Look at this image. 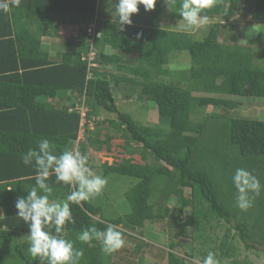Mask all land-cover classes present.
Wrapping results in <instances>:
<instances>
[{
  "label": "trees",
  "instance_id": "obj_1",
  "mask_svg": "<svg viewBox=\"0 0 264 264\" xmlns=\"http://www.w3.org/2000/svg\"><path fill=\"white\" fill-rule=\"evenodd\" d=\"M243 1L246 0H215L214 6L202 15L208 19L220 16L221 21L213 22L201 40L190 31L159 27L155 17H159L160 3L156 1L151 12L144 13L145 21L125 26L123 31L106 20L102 31L95 29L101 34L95 35L92 44L88 41L87 26L79 28L77 34L67 38L66 49L54 61L42 49L43 34L30 32L24 24L33 20L35 0H21L19 7L10 6L8 12L0 10V259L2 246L6 244L13 247L21 264H41L30 255L28 241L21 244L16 241L18 235L28 234L29 229L17 217L15 202L35 185L36 175L34 167L21 162L22 154L36 148L41 139H48L57 155L65 149L83 153L87 145L94 150H101L103 145L110 149L113 129L124 138L128 153L140 150L144 163L134 162L130 156L119 163L103 162L100 166L104 174L118 173L136 179L125 192L130 204L128 212L110 219L102 215L96 218L101 207L87 201L79 206L70 204L74 222H66L63 236L73 241L75 248L83 249L79 264H122L111 262V254L102 251L99 241H79L77 237L84 229L95 226L103 231L111 224L123 234L124 230L117 225L136 230L142 228L145 220L158 230L174 228L172 237L176 239L188 237L189 231L199 236L204 232L203 221L210 218L217 222L212 223L211 230L223 221L227 223L223 226L224 234L219 242L212 241L214 246L210 249L219 248L225 255H230L227 238L234 236L247 248L264 245V233H261L264 185L252 200V206L241 211L236 207L237 193L231 179L237 168L264 179V119L225 116L218 112H209L200 121L192 119L209 104L224 105L228 110L237 106L233 100L200 96L195 91L264 98V69L252 65L250 50L218 38L220 27H226L241 12ZM79 2L86 17L83 19L89 23L96 12V0ZM250 17L264 22V0H255ZM106 44L114 51L105 52ZM91 46L96 52L95 62L114 68L89 66ZM182 50L188 51L192 58L189 75L183 73L184 80L158 78L171 76L172 71L165 65L172 52ZM134 55L137 65L130 64ZM117 95L126 100L137 95L136 99L143 105L145 101L155 103L159 117L168 122L167 128L138 123L119 109ZM80 105L85 107L87 119L104 113L116 114L115 118L106 116L103 121L94 119L95 125L107 122L108 130L103 138L99 127L90 128L86 123L84 137L78 139L81 114L76 107ZM222 116L227 118L224 128L228 144L237 151L233 160L227 158V153L212 150L214 147L216 150L215 137L219 132L211 126H216ZM207 157L217 161L222 172L205 169ZM89 165L96 168L90 161ZM48 183L53 188L50 196L53 202L65 199L74 190L72 186L57 183L55 175L48 178ZM185 188L189 189L188 195ZM254 233L258 234L255 235L259 236L258 241L251 240ZM176 244L171 242L169 250L160 248L161 255H166V264H187L185 257L173 250ZM135 246L138 253L151 245L138 239ZM185 252L193 261V249ZM193 264L199 263L194 260Z\"/></svg>",
  "mask_w": 264,
  "mask_h": 264
},
{
  "label": "rangeland",
  "instance_id": "obj_2",
  "mask_svg": "<svg viewBox=\"0 0 264 264\" xmlns=\"http://www.w3.org/2000/svg\"><path fill=\"white\" fill-rule=\"evenodd\" d=\"M156 1L157 3H164L168 8V11H164V13L167 12L169 16L167 14L163 15L162 21L164 24H161V27H172L174 28V30L183 29V21L178 14L181 0H176L175 4L169 6L166 4L165 0ZM114 3L115 0H103L102 4L104 5H102V8L99 7L98 16L102 18L110 15L108 16V19L112 17L111 11L114 10ZM254 3L255 0L243 1V3L241 4V12L234 16L233 19L229 21L226 27H220L218 38L221 42H225L226 44H239L241 45V48L250 50V61L252 65L264 69V22L253 20L250 17V14L254 8ZM147 12H151V10L145 11L143 5H140L138 13L132 15V21H134L136 24L142 23L143 20L145 21L147 19L143 18V16H145L144 13ZM160 17L161 16L155 17L157 23L158 21H160ZM215 21H221L220 16L208 19V23L204 29L193 31L192 33H194V38H196L197 40L203 39L210 31L211 24H213V22ZM26 26L30 32H32L31 30H35L33 27V20H28ZM70 38L71 36L69 35V39ZM57 49H61V52H64V50L66 49V47L64 46V42H62L61 48ZM106 51L107 53H110L113 51V49H107ZM135 57L138 61L137 56ZM137 61H132L130 62V64L135 65ZM95 63V66H100L105 70L114 68L111 65H106L99 62ZM192 65V58L188 51H174L170 54L169 63L165 65L169 68L170 71H172L170 73L171 76H159L158 78H162L165 81L170 80L171 77L174 80H184L185 75L183 73L189 75V70ZM193 93L200 96L209 95L221 97L224 99H230L237 103V106L230 110L226 109L224 105L213 106L209 104L208 106H205L199 114L194 116L192 118L193 120L200 121L209 112H218V114L225 116L231 115L245 118L264 119V98L233 96L226 93H205L197 91ZM117 96V105L119 109L127 112L138 123L145 125H158L162 128H167L168 122L166 119L159 117L155 103L151 101H145L143 102L144 105L140 104L138 99H136L137 95H134V97L130 100H126L119 95ZM72 101H75L73 97L71 98V102ZM106 116L115 118L116 114L104 113V115H94L93 119L100 118V120L103 121L105 120ZM225 116L218 118L219 121L216 122V126H211L212 129H215L219 132V134L215 137L216 150L215 147L212 150L219 151L220 154L227 153V158L229 160H233L237 158V151L232 147V145L228 144V138L226 135V130L224 128L227 121V118ZM91 127H99V129L101 130L100 138H103L104 133L108 130L107 122L105 121L103 123H96V125L93 122L91 124ZM113 130H111V133H114V138L111 139L109 143L110 149H106L105 145H103L101 150H94L92 147L87 145L86 151L81 153L83 155H87L91 164L96 166V168L92 169L93 173L103 176L107 181L101 194L87 201L88 203L101 207L99 214L95 216L96 218H99L102 215L104 219H110L128 212V210L130 209V204L127 201L125 192L131 187L133 183L136 182V179L130 176L119 175L118 173L104 174V170L100 167L101 164L103 162H108L109 164L119 163L122 161V159L129 158L130 156L132 157V160L134 162L144 163L140 150L138 149L139 151L128 153L124 148V138L121 136L120 132H115ZM84 133L85 129L81 128L78 133V137L81 136L80 140H82V138L84 137ZM204 164L205 169L207 170L222 172L219 163L217 161L215 162V160L210 157H207L205 159ZM257 178L259 181H261V186L262 184L264 185V179H262L260 176H258ZM162 188L163 186L161 187V190ZM184 193L188 195L189 189L185 188ZM173 198L175 197L173 196ZM62 200L64 199H59V201ZM167 203L172 206L171 202L168 201ZM173 213L174 211H169V216L172 217ZM212 223L213 225H215V223H217L216 219L210 218L208 219V221H203L201 228L204 230V232L200 233L199 236L196 234H192V232L189 231L188 234H190L191 236L194 235V238L188 235V237H178L177 239L175 237H172L174 236V233L176 231L174 230V228L169 227L167 228V230H158L154 227L153 224H150L148 220L144 221L142 228H138L136 230L130 229L128 227L124 228L122 224H119L116 227L124 230L125 233H123L122 236L125 243L121 249L111 254L110 261L122 264H166L167 257L166 255H161L162 249L169 250V244L176 241L177 244L173 250L180 257H185L187 264H193L194 260L199 264H202L203 258L208 254L209 251L215 253V258L219 261V264H264V245H257V247L255 248H247L237 236H234L230 239L227 238L226 246L227 248L230 247V249L228 250L230 255L223 254L219 250V248L218 250L210 249V247L214 246V244L212 243L213 240H215V242H219L221 240V236L224 234V229L226 228H224L223 226L227 225V223H224L222 221L219 224L221 226H218V228L211 230L210 226L212 225ZM186 228L188 230H191L189 226ZM257 233H254V236L258 235ZM261 233L263 235L264 229H262ZM217 236L220 237L219 240L216 239L218 238ZM254 236H251V240L258 241L257 237L259 236ZM132 237L136 239H133ZM24 239L27 240V234L21 233L20 235H18V237H16V241L18 244H21ZM138 239L149 242L151 246L146 248L143 252L141 251L136 253L135 244ZM5 245L2 246L3 249L1 251L2 254L0 264H21L19 257L16 256L14 254V251L12 250L13 247H8V245L6 247ZM190 249H193V261L186 257L185 251Z\"/></svg>",
  "mask_w": 264,
  "mask_h": 264
},
{
  "label": "clouds",
  "instance_id": "obj_3",
  "mask_svg": "<svg viewBox=\"0 0 264 264\" xmlns=\"http://www.w3.org/2000/svg\"><path fill=\"white\" fill-rule=\"evenodd\" d=\"M165 2L169 6L175 4L176 0ZM214 3L215 0H181L178 14L183 21V30L204 29L208 17L202 13L212 8ZM20 4L21 0H0V10L8 12L10 6L19 7ZM155 4L156 0H115L114 10L111 11L112 22L123 31L125 26L132 24L131 17L138 13L140 5L145 11H150ZM21 162L25 166L31 165L36 171L35 185L27 191L26 196L17 197L15 202L17 217L29 229L27 240L30 255L34 260L39 259L41 264L45 261L46 264H79L84 255L83 249L75 248L73 241L63 236L66 222H74L70 204L79 206L81 202L100 195L107 183L106 179L93 173L87 155L72 149L54 154L53 145L48 139H41L36 148H30L22 154ZM51 175H55L57 183L74 188L62 201H50L53 188L48 178ZM231 179L237 193L236 207L246 211L252 206L254 197L260 194V181L244 168L235 169ZM77 239L83 243L99 241L102 251L109 255L121 249L125 243L122 233L111 224L103 231L95 226L86 228ZM202 264H219V261L215 253L209 251Z\"/></svg>",
  "mask_w": 264,
  "mask_h": 264
},
{
  "label": "crops",
  "instance_id": "obj_4",
  "mask_svg": "<svg viewBox=\"0 0 264 264\" xmlns=\"http://www.w3.org/2000/svg\"><path fill=\"white\" fill-rule=\"evenodd\" d=\"M79 1L80 0H78V2L76 0H35V2H37L36 5L34 6L35 11L33 15V27L35 30H31V31L37 34L39 33L43 34L41 36V46L42 49L47 51V54L49 55V58L52 61L58 60L59 58L58 54L59 52H61V49H57V48H61L62 42H64V46H65L66 40L67 38H69V35L72 36L73 34H77L79 32V28L84 26L88 27L89 24H94L97 30L102 31L104 22L106 20L112 21V17L108 19V16H110L108 14H106L108 16L102 18L98 16L99 7L102 8V5L104 4H102L103 0H96V12L94 18L89 23L85 22V19L83 18L86 17L84 16L85 14L82 11L80 5L81 2ZM157 8L161 10L160 11L158 9L159 16H161L159 21V27H161V24H164L162 21L163 15L167 14L169 16L167 12L164 13V11H168V8L165 6L164 3H160L159 7ZM26 23L27 22H25L24 24ZM133 23L135 22L132 21V24ZM41 26L43 27L42 29H44L45 31L40 29ZM165 29L174 30V28L172 27L169 28L167 27ZM178 30H183V29H178ZM107 49L111 50L113 48L109 44H106L104 46V51L107 52L106 51ZM132 61H137L136 57L131 58L130 62ZM1 213H3V211ZM24 240L28 241L26 239Z\"/></svg>",
  "mask_w": 264,
  "mask_h": 264
},
{
  "label": "built area",
  "instance_id": "obj_5",
  "mask_svg": "<svg viewBox=\"0 0 264 264\" xmlns=\"http://www.w3.org/2000/svg\"><path fill=\"white\" fill-rule=\"evenodd\" d=\"M87 34L90 36L88 41L90 42V44H92L95 35H99V32L95 30L94 24H89V26L87 28ZM95 55H96V52H95L94 48H92V46H91V49H90V52H89V55H88L89 66L95 65ZM76 108L80 110V114H81L80 129L81 128L85 129L84 125L86 123L89 125L90 128H93V127H91V124L94 122V119L93 118H91V119H87L86 118V109H85V107L83 105H80V106H77ZM80 137H78V139H80Z\"/></svg>",
  "mask_w": 264,
  "mask_h": 264
}]
</instances>
